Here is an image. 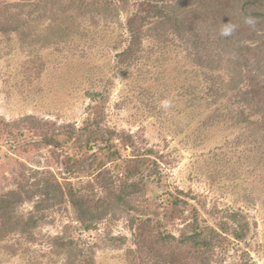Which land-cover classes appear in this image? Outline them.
Wrapping results in <instances>:
<instances>
[{
	"label": "rangeland",
	"instance_id": "1",
	"mask_svg": "<svg viewBox=\"0 0 264 264\" xmlns=\"http://www.w3.org/2000/svg\"><path fill=\"white\" fill-rule=\"evenodd\" d=\"M13 3L0 0V196L18 193L15 214L39 220L30 236L0 241V264H264V24L240 25L248 66L229 87L228 52L220 59L216 49L214 63H198L190 34L180 37L155 18L143 27L136 59L122 62L135 0L107 18L73 7L58 19L67 27L60 33L50 31L48 14L21 17L11 29L20 18H11ZM163 7L196 24L212 45L219 26L236 24L221 12L245 9L244 0H164ZM95 119L105 137L114 132L121 142L84 156L61 132ZM45 134L58 143L39 146ZM72 154L85 157L77 174L61 163ZM126 171L141 173L131 180L142 175L130 207L85 228L62 193L77 183L96 201H111ZM51 184L62 192L37 214L41 188ZM176 198L185 220L173 211ZM192 212L220 237L206 251L174 255L162 238L178 239ZM66 236L82 255L58 246Z\"/></svg>",
	"mask_w": 264,
	"mask_h": 264
},
{
	"label": "trees",
	"instance_id": "2",
	"mask_svg": "<svg viewBox=\"0 0 264 264\" xmlns=\"http://www.w3.org/2000/svg\"><path fill=\"white\" fill-rule=\"evenodd\" d=\"M129 1L130 0H12V2H14L12 6H16L18 11L11 18L14 20L16 16L20 17L16 21L14 20V23L19 22L20 20L25 21L22 20L21 17H30L31 19L35 18L36 21H39L42 17L48 14L50 15L51 19L50 31L53 33H60L65 32L67 27H61V24L59 25L58 19L62 18L65 20L63 17H70L72 11L71 13L67 14L66 12L73 9V7V10L76 8V11L80 12V14L83 12H88L92 17L107 18L113 14H119V11H121V3L123 5V9L125 10L124 6L129 3ZM163 1L164 0H135V2H138L137 10L128 15L126 20L129 41L127 47L120 55L121 61L129 62L133 58L136 59V55L140 47V39L143 34V27L149 20L155 18L157 19V24L163 26L164 29L167 28L172 30L174 34L179 35L180 37H184L186 33L190 34L188 42L194 51L196 61L198 63H201L202 61H204L203 63H206V65L207 63H214V57H210V52H215L216 49H218L216 54L220 59L222 58L220 54L221 52L225 55L228 52V56H226L227 59L225 60L228 65L232 64L230 66L232 68H229V70H231L234 74V80L231 79L229 87H234L236 84H239L242 81L240 80L242 78L240 76V70H242L241 66H248L246 52V55H241V52L243 51L242 48H246L245 50H249L250 48L249 45L246 46V44L243 42L244 39L247 38L248 32H241L242 30L240 25L247 19H255L261 22V24H264V0H244V11L242 9L236 10L235 12L223 10L221 14L226 17V19L230 18L231 20H235L236 24H233V21L232 24L229 25L226 22H223L226 23V26H219L221 30L217 31L215 35L216 40L213 42V45L210 43V40L205 42V39L209 38L202 36L203 33H199L197 31L198 29L196 24H190V20L182 17L174 9L173 11L167 10L166 7H163ZM160 2L161 4L159 5ZM247 7L248 10H246ZM250 7H254L255 10L249 11ZM164 10L167 11L164 12ZM193 21L194 20H191V23ZM217 22L218 19H216V24ZM23 26L24 22L20 26L21 29ZM10 28L17 30L19 29V26H16L15 23L13 26H10ZM209 45L212 46L208 47ZM234 53H237L239 56L237 57ZM233 82L234 84L232 86L231 84ZM247 99L248 100L246 102L254 100L251 98ZM257 102L258 99L255 100V105ZM64 127L68 128L70 126L66 125ZM61 133L67 134V138H69V140L73 139L75 145L83 151V155L89 157L90 152H93L92 154H104L103 151L112 150L116 141L117 143L119 142L118 135L114 132L110 133L111 137H105L102 134L99 122L96 119L90 123H87L82 128H75L73 126L69 128V130L67 129V131ZM41 142L42 144L39 146L47 148L54 147L55 144L58 143V140L54 135L48 136L45 134ZM82 156L78 157L76 154L67 155L64 156L61 163L68 167H72L73 171L77 174L85 168L82 162L85 157ZM53 158L60 162L55 154ZM88 165L90 169V164ZM123 173H125V175L123 174L122 178L119 179L120 181L118 182V187L116 190L117 192L114 194L111 201H96L93 196L83 194L80 190V186L77 183H73L66 189L65 193H62L68 198L72 212L75 214L77 221L85 225V228H88L92 223L101 221L103 217L109 212H123L124 210H121V207H130L132 202L131 197L133 194L139 191V183L142 181V175H138L141 174L138 173V171H126ZM135 173H138L136 179L131 180L133 176L135 177ZM60 190L61 186L59 184L54 186L52 184L50 186H43V188H41L40 198L35 205L36 213L39 214V211L42 212V210L52 207L53 203L51 201L57 197L55 192H62ZM19 196L20 195L15 192L0 196V241L7 235L14 232L20 233L21 235L30 236L32 230L38 223L39 219L36 218L34 214H30L26 218L15 214V205L22 202V198ZM171 204L174 208L173 211H177L179 216L185 220L186 217L183 218L184 216H182L181 213L182 209L181 212H179L180 204L184 203L176 198L172 200ZM188 218L191 219V222L185 226L178 239L172 235H167L162 238L165 247H171L173 249L172 254L174 255H177L175 254L176 251L180 252V254H185L187 252L196 250L198 247L206 251L210 249L209 247L211 244L214 243L218 237H220V235L214 232L212 229L199 226L196 213H190L189 216H187V219ZM143 224L144 223H142V226ZM140 238L142 239L143 236H140ZM162 240L160 239L159 242H156V244L160 243ZM56 241L60 247L68 246L69 251L78 249L76 248V243L74 240L67 236L65 238L61 237L56 239ZM78 252L82 255L81 250ZM71 261L68 263H71Z\"/></svg>",
	"mask_w": 264,
	"mask_h": 264
}]
</instances>
